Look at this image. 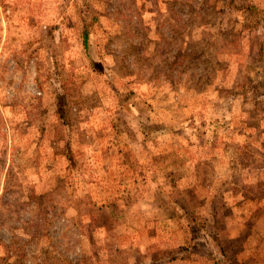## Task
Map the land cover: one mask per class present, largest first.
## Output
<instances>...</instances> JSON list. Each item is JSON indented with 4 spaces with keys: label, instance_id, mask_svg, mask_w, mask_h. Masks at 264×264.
<instances>
[{
    "label": "rangeland",
    "instance_id": "obj_1",
    "mask_svg": "<svg viewBox=\"0 0 264 264\" xmlns=\"http://www.w3.org/2000/svg\"><path fill=\"white\" fill-rule=\"evenodd\" d=\"M258 14L0 0V264H264Z\"/></svg>",
    "mask_w": 264,
    "mask_h": 264
},
{
    "label": "trees",
    "instance_id": "obj_2",
    "mask_svg": "<svg viewBox=\"0 0 264 264\" xmlns=\"http://www.w3.org/2000/svg\"><path fill=\"white\" fill-rule=\"evenodd\" d=\"M235 1H236V0H231V3H232V2L235 3ZM246 10H248L249 13H250L251 15H254V14H255V13H254V9H253L252 7H250V6H248ZM168 13H169V14H172V11H171V10H168ZM179 15H181V14L179 13ZM179 15H178L177 17L174 15V18H177V19H178V18H179ZM257 17L259 18V19H257V21H258L259 23H262V21L264 20L263 17L260 16L259 14L257 15ZM82 36H83V39H82V40L84 41V40H85V37H84L85 34H83ZM252 62H253L254 65L256 66V69H258V70H259V69H264V59H263V55H259V56L256 57V59H255L254 61H252ZM247 68H248V67H247ZM248 69H249V68H248ZM259 73H260V75H259ZM259 73L256 74L257 78L260 77V76H262V75L264 74V71H263L262 73H261V71H259ZM258 81L260 82V84H259V85H260V88L264 90V79H258ZM252 82H253V81H252ZM252 82H251V83H252ZM255 82H257V80H255ZM244 88H245V87H244ZM248 88L251 89V88H255V87H253V86L250 85ZM245 89H246V88H245ZM253 90H255V89H253ZM206 125H207V124H206ZM212 130L215 132V131L217 130V127H216V126H213V127L211 128V131H212ZM122 132H123V131H121V134H122ZM186 185L188 186V188H189L191 191L194 190V188H193V187L195 186V185H194V182H192V181L189 182V183L186 182ZM260 199H261V198H260Z\"/></svg>",
    "mask_w": 264,
    "mask_h": 264
},
{
    "label": "crops",
    "instance_id": "obj_3",
    "mask_svg": "<svg viewBox=\"0 0 264 264\" xmlns=\"http://www.w3.org/2000/svg\"><path fill=\"white\" fill-rule=\"evenodd\" d=\"M122 135V134H121ZM101 236V235H100ZM133 243H136V242H134L132 239H129V241H128V244H130V245H123V246H121V247H119L120 249H132V248H134L135 247V245L133 244ZM137 244V243H136ZM83 248H85L84 249V251H82L84 254H87V255H90V252L88 251V249L86 250V248H88V247H85V246H83ZM134 250V249H133ZM141 250V247L140 248H138V249H136V252H139ZM154 252V251H153ZM91 253H93V251L91 252ZM92 258H90V260H91ZM88 261L86 264H102V263H100V262H96V261ZM149 259H145V260H137V261H135L136 263L135 264H152V262H145V261H148Z\"/></svg>",
    "mask_w": 264,
    "mask_h": 264
}]
</instances>
